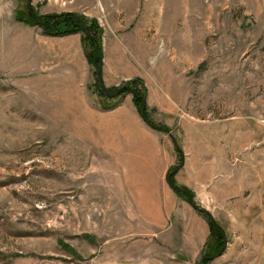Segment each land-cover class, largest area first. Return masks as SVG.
Segmentation results:
<instances>
[{
    "label": "rangeland",
    "instance_id": "obj_1",
    "mask_svg": "<svg viewBox=\"0 0 264 264\" xmlns=\"http://www.w3.org/2000/svg\"><path fill=\"white\" fill-rule=\"evenodd\" d=\"M72 7L0 0V264H199L175 168L225 231L210 264H264V0H94L99 69L20 20ZM134 80L168 132L106 95Z\"/></svg>",
    "mask_w": 264,
    "mask_h": 264
},
{
    "label": "trees",
    "instance_id": "obj_2",
    "mask_svg": "<svg viewBox=\"0 0 264 264\" xmlns=\"http://www.w3.org/2000/svg\"><path fill=\"white\" fill-rule=\"evenodd\" d=\"M20 20L27 22L28 24H40L44 28L45 32H47L48 34H56L57 36H68L75 33H82L84 35V38L82 40L84 47L90 48V50H87L88 62L95 68H100L102 64V47L100 46L99 38H93L92 36L93 29L96 32L98 31L96 26L97 24L95 22H90L86 17H82L81 15L74 13L48 14L41 16L33 14L32 18L27 17L26 20H24V18L20 17ZM99 81H101V78L99 79ZM139 83L140 82L135 80L129 81L125 86L114 90V92L107 89L106 95L111 97V95H123L129 92L133 93L134 104L136 105V107H138V112L140 113L142 118L152 128L168 132L164 127L155 125L147 117L145 110H143L145 106V95L136 87ZM177 150L179 154L183 156L182 151L178 148ZM177 172L178 168L171 170L168 173L166 180L170 188L178 196L185 198V200L208 222L210 236L201 253V260L199 264H210V262H212L214 258L222 255L223 253V249L226 244L225 231L218 223L215 222L213 216L209 211L201 208L195 202V196L191 190L179 186L175 178Z\"/></svg>",
    "mask_w": 264,
    "mask_h": 264
},
{
    "label": "crops",
    "instance_id": "obj_3",
    "mask_svg": "<svg viewBox=\"0 0 264 264\" xmlns=\"http://www.w3.org/2000/svg\"><path fill=\"white\" fill-rule=\"evenodd\" d=\"M73 1V7L71 8L70 11L68 12H64V13H74V14H83V15H86L85 12H82V11H86V9H88V7L91 6V4L93 3L94 0H71ZM49 14H61V13H49ZM48 15V14H46ZM96 19H101V17H96ZM203 218V217H201ZM203 224H201V232H200V237L202 236L203 239H204V245L206 244V242L208 241L209 239V236H210V229H209V224L208 222H206L203 218L202 220ZM204 249V246L202 248V251ZM201 251V252H202Z\"/></svg>",
    "mask_w": 264,
    "mask_h": 264
},
{
    "label": "water",
    "instance_id": "obj_4",
    "mask_svg": "<svg viewBox=\"0 0 264 264\" xmlns=\"http://www.w3.org/2000/svg\"><path fill=\"white\" fill-rule=\"evenodd\" d=\"M31 13H32V9L30 8V15H31Z\"/></svg>",
    "mask_w": 264,
    "mask_h": 264
}]
</instances>
